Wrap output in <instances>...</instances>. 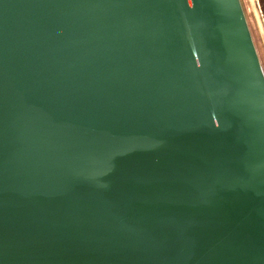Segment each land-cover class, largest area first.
I'll use <instances>...</instances> for the list:
<instances>
[{"label":"water","instance_id":"1","mask_svg":"<svg viewBox=\"0 0 264 264\" xmlns=\"http://www.w3.org/2000/svg\"><path fill=\"white\" fill-rule=\"evenodd\" d=\"M0 264H264L240 0H0Z\"/></svg>","mask_w":264,"mask_h":264},{"label":"rangeland","instance_id":"2","mask_svg":"<svg viewBox=\"0 0 264 264\" xmlns=\"http://www.w3.org/2000/svg\"><path fill=\"white\" fill-rule=\"evenodd\" d=\"M240 3L264 73V0H240Z\"/></svg>","mask_w":264,"mask_h":264}]
</instances>
